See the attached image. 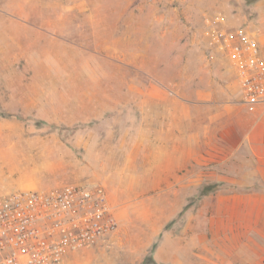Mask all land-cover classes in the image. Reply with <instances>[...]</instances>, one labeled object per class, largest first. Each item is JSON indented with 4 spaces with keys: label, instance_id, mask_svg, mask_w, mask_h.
I'll list each match as a JSON object with an SVG mask.
<instances>
[{
    "label": "rangeland",
    "instance_id": "obj_1",
    "mask_svg": "<svg viewBox=\"0 0 264 264\" xmlns=\"http://www.w3.org/2000/svg\"><path fill=\"white\" fill-rule=\"evenodd\" d=\"M256 1L0 0V193L101 183L118 217L105 241L62 264H264V189L249 147L247 160L188 149L155 159L148 142L163 103L149 88L165 85L177 112L183 64L211 52L185 48L178 25H208L219 11L221 27L264 36ZM228 97L252 125L264 120V105Z\"/></svg>",
    "mask_w": 264,
    "mask_h": 264
},
{
    "label": "built area",
    "instance_id": "obj_2",
    "mask_svg": "<svg viewBox=\"0 0 264 264\" xmlns=\"http://www.w3.org/2000/svg\"><path fill=\"white\" fill-rule=\"evenodd\" d=\"M212 44L235 69L241 102L264 105V36L249 26L224 28L205 17ZM118 228L108 188L101 183L0 193V264H62Z\"/></svg>",
    "mask_w": 264,
    "mask_h": 264
},
{
    "label": "crops",
    "instance_id": "obj_3",
    "mask_svg": "<svg viewBox=\"0 0 264 264\" xmlns=\"http://www.w3.org/2000/svg\"><path fill=\"white\" fill-rule=\"evenodd\" d=\"M261 5V0L253 4L259 14L262 11ZM215 14L218 15L209 17L219 19L222 16L219 11ZM201 22L202 25H178L181 29L185 28V48L188 44H193L200 51L211 49L207 61L197 60V57L192 56L187 57L183 64L182 76L177 81L178 92L183 95L186 85H191L194 97L179 96L178 110L173 112L167 101L166 86H162L161 90L155 86L149 88L148 93L152 98L161 97L163 101L161 118L156 120L155 117L159 134L148 136L151 156L155 159L185 158L188 149L189 156L198 159L217 155L225 156L224 158L239 156L242 160H247L239 151L248 146L253 153L251 165L257 167V177L261 180V188L264 189V120L252 125L245 110L229 100L228 96L231 94H239L236 78L234 76L231 81L228 79L226 60L216 54L218 49L214 48L211 38L205 35L207 28L203 19ZM259 22L260 19H257V24ZM202 110L207 116L201 117ZM232 132H235L238 138L233 140L235 144L233 150H230L225 143ZM199 142L204 143L207 149L198 147ZM260 196L263 200V195ZM257 202L254 200V203Z\"/></svg>",
    "mask_w": 264,
    "mask_h": 264
}]
</instances>
